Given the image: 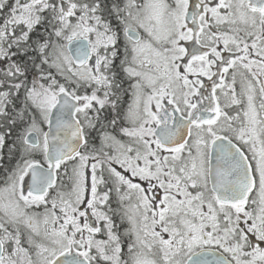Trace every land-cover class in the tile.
<instances>
[{
  "label": "snow or ice",
  "instance_id": "snow-or-ice-1",
  "mask_svg": "<svg viewBox=\"0 0 264 264\" xmlns=\"http://www.w3.org/2000/svg\"><path fill=\"white\" fill-rule=\"evenodd\" d=\"M6 144L0 264H264V0H0Z\"/></svg>",
  "mask_w": 264,
  "mask_h": 264
},
{
  "label": "trees",
  "instance_id": "trees-1",
  "mask_svg": "<svg viewBox=\"0 0 264 264\" xmlns=\"http://www.w3.org/2000/svg\"><path fill=\"white\" fill-rule=\"evenodd\" d=\"M9 143H10V141H9ZM3 151H4V156H5V158H8V148H7V144H6V146H5V148H4ZM7 161H8V160L5 159V160L2 161L1 163L5 164Z\"/></svg>",
  "mask_w": 264,
  "mask_h": 264
},
{
  "label": "flooded vegetation",
  "instance_id": "flooded-vegetation-1",
  "mask_svg": "<svg viewBox=\"0 0 264 264\" xmlns=\"http://www.w3.org/2000/svg\"><path fill=\"white\" fill-rule=\"evenodd\" d=\"M129 99H130V97H128V96L125 97V100H126V101H128ZM3 152H4V151H3ZM9 167H10V166H9ZM0 171H2V170H0Z\"/></svg>",
  "mask_w": 264,
  "mask_h": 264
}]
</instances>
